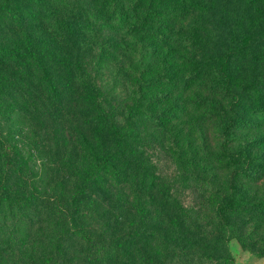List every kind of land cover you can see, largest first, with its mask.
<instances>
[{"label":"rangeland","instance_id":"obj_1","mask_svg":"<svg viewBox=\"0 0 264 264\" xmlns=\"http://www.w3.org/2000/svg\"><path fill=\"white\" fill-rule=\"evenodd\" d=\"M49 1L0 0V167H9L0 190V264H209L219 248L214 238L225 232L217 212L231 186L254 198L264 194V119L252 113L259 103L251 88L264 72V52L255 59L227 56L230 42L236 44L229 29L216 11L194 10L174 20L183 34L168 51L169 59L161 46L149 64L150 45L139 46L149 36L134 31L123 45L121 35L97 29L94 19L103 0L54 1L55 8L82 9L95 31L76 57H68L63 33L49 22ZM197 67L229 72L233 107L250 115V128H238L229 137L203 109L192 110V94L155 77L166 70L185 77ZM122 147L142 166L140 181L131 170L128 176L117 172L122 159L113 153ZM240 149L259 166L257 179L242 178L233 158L225 157ZM107 153L113 156L100 165ZM82 193L103 199L97 216L113 207L107 215L118 219L104 224L107 234L97 242L105 255L95 257L92 243L72 230L79 224L99 237L103 231L94 224L99 217L79 213ZM177 212L195 228L200 252L190 256L156 244L145 257L144 245L137 242L131 260L125 251L115 253L110 235L119 230V221L133 233L153 230L157 236L168 221L164 214L173 220ZM229 215L238 233L225 238L233 262L264 264V210L239 208Z\"/></svg>","mask_w":264,"mask_h":264},{"label":"trees","instance_id":"obj_2","mask_svg":"<svg viewBox=\"0 0 264 264\" xmlns=\"http://www.w3.org/2000/svg\"><path fill=\"white\" fill-rule=\"evenodd\" d=\"M54 1L65 5L60 0L49 1V22L55 27V31L59 34L63 33L61 34V44L63 42L66 44L65 48H62L65 51V55L76 57L78 55L77 50H79L81 45L89 43L95 35L94 28L90 26L88 18L82 9L62 6L55 8L53 6ZM103 3L105 6L101 9L102 12L98 10L97 18L94 19L97 21V29H106L121 35L124 40L122 42L123 45H126V40H129L130 33H134V31H141V37L144 39L149 36L148 41L139 42L140 48H145L147 44L150 45V53H148L152 60L148 62L149 64L155 62V57L159 55L156 52L159 51L161 46H165L163 57L169 59L168 51H174L176 43L180 41V36L183 34L179 32L178 26L176 28L173 27L174 20L177 17H186L189 12L194 10L216 11L217 19L224 25L225 29L226 27L229 29L230 38L232 41H236V44L233 45L230 42L232 47L225 49L227 56L234 54L244 60L245 55H250L252 59H255L264 52V0H103ZM65 9H67V15L62 16L61 12L65 11ZM157 41L158 44L155 45L154 42ZM73 63L78 66L77 58L73 60ZM177 75L166 70L162 74H156L155 77L164 79L169 83L171 82L172 86L179 89L181 93L192 94L193 98L190 102L192 110L203 109L206 112L207 120L214 122L229 137L234 135V131L238 128L251 127L250 115L233 107L235 103V99H233L234 88L231 84V75L227 70L221 69L216 74L211 70L197 67L192 68V71L186 74L185 77ZM150 78L148 76L146 79L149 80ZM251 88L259 103L258 106L252 109V113L264 119V72L255 76V81L251 84ZM170 104L174 105V103ZM154 114H157V112H154ZM112 130L119 136L117 125L113 124ZM2 153H5V151L2 150ZM220 153L223 154V151ZM113 154L118 155L122 159L120 169L116 170L118 173L128 176L127 170H131V177L141 180L142 166L130 156V150L122 147L121 151L118 150ZM111 156H113L112 153L105 154L100 161V165L108 162ZM214 156H217V154H214ZM221 157L224 156L222 155ZM221 157L219 159H222ZM225 157L229 160L233 158L234 165H236L234 171L239 172L242 178L257 179L259 177V166L252 162L253 159L246 151L240 149L236 154H226ZM7 169H9L8 166L0 167V190L2 189V191L4 190ZM136 183L139 184L138 181ZM2 191L0 198L3 196ZM102 200H99L97 194L86 195V193H82L77 202V208L80 209H78L79 213L90 214L89 217L99 214ZM163 203L167 204V201H163ZM239 208L263 211L264 194L254 198L247 195L239 186H231L227 193V200L221 205L220 212H217V222L222 225L225 232L222 231L223 235L215 236L213 244L218 245L219 248L209 264H235L226 246L225 238L238 235L237 223L231 218L229 213ZM112 211L113 207L110 209L103 208L101 216L96 215L100 219L94 224L103 230L100 237L95 232L90 233L87 230H82L79 224L72 228V230L76 229L77 232H82V239L86 243H92L93 248L95 247L96 249L91 248L95 257L106 254V250L103 249V251L102 246L100 243L97 244V242L104 234H107L104 231V224L107 223V226H109L111 225L110 222H117L118 220L108 217L107 212ZM173 216L174 219L171 220L168 213L164 214L168 221L164 220L162 222V228L157 231V236H154L153 230H150L148 235H145L142 230L133 233L132 228L131 231L128 224L119 221V230L115 232V235H110L115 237L112 241L114 242L112 246L115 247V253L120 254V251H125L124 253L131 260L130 252L134 248H138L137 242H141L144 245L142 247L145 257L153 254L156 244L159 249L172 251L174 248H178L183 250L184 253L189 251L190 256L195 251L200 252L201 248L196 246L194 239V234H197L194 232L195 228H191L190 222L187 221L184 214L177 212ZM112 225H115V223ZM71 231H67L65 234L72 236L70 235ZM224 233H227V235L224 236ZM171 242L177 246L172 247ZM167 246L171 247L168 248ZM66 259L68 260V256H66ZM147 263L152 264L150 262ZM65 264L75 263L71 260Z\"/></svg>","mask_w":264,"mask_h":264}]
</instances>
